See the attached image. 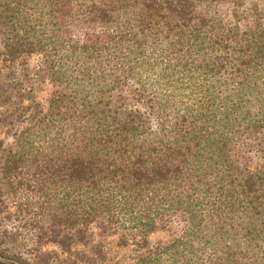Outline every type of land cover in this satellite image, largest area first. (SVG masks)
<instances>
[{
	"label": "trees",
	"instance_id": "1",
	"mask_svg": "<svg viewBox=\"0 0 264 264\" xmlns=\"http://www.w3.org/2000/svg\"><path fill=\"white\" fill-rule=\"evenodd\" d=\"M13 227L36 252L112 236L114 264H264L260 0H0V264H32Z\"/></svg>",
	"mask_w": 264,
	"mask_h": 264
},
{
	"label": "rangeland",
	"instance_id": "2",
	"mask_svg": "<svg viewBox=\"0 0 264 264\" xmlns=\"http://www.w3.org/2000/svg\"><path fill=\"white\" fill-rule=\"evenodd\" d=\"M260 2L264 6V0H260ZM225 7H229V5H223L222 11ZM71 33H77V28L73 25H71ZM36 94L39 100H43L46 95V87L40 85ZM164 238H166V234L162 232L150 236L152 241ZM7 242L11 246L27 250L32 264H67L68 262L73 264H114L117 260L124 259L128 254V249L116 245L114 237L100 235L95 230L90 231L86 244L78 243L69 252H64L53 244L44 245L36 252L33 250L35 246L32 245L31 236L21 228L10 229Z\"/></svg>",
	"mask_w": 264,
	"mask_h": 264
}]
</instances>
